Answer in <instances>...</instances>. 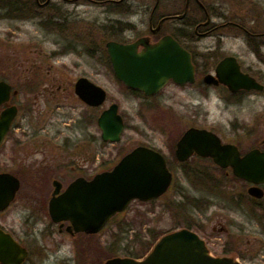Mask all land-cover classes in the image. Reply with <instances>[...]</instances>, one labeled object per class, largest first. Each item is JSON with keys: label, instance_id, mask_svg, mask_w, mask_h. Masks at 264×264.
<instances>
[{"label": "rangeland", "instance_id": "1", "mask_svg": "<svg viewBox=\"0 0 264 264\" xmlns=\"http://www.w3.org/2000/svg\"><path fill=\"white\" fill-rule=\"evenodd\" d=\"M159 1L164 10L174 12H182L185 4V0ZM201 1L210 9L217 26L231 20L248 29L255 27L249 21L252 0ZM155 2L124 0L112 5L98 0H51L52 4L44 9L35 7L40 12L37 18L0 16V81L14 85L18 91L14 102L21 106L15 129H46L63 136L65 148L49 154H59L62 165L66 163L58 170V179L67 185L83 173L93 175L113 168L122 156L144 145L162 152L174 173L172 187L165 196L152 202L134 201L100 233L91 237L80 234L75 239L58 234L44 238L41 231L46 217L39 202L32 198L36 193L45 194L46 205L54 189L52 184L41 185L43 179H37L51 159H46L44 153H33L34 149L28 147L32 145L12 152L9 143L0 151V171L21 174L24 169L32 175L24 180L27 189L23 195L31 194L30 201L20 197L7 220L13 222L29 213H37V219L43 220L32 225L30 264H105L114 257L146 256L160 235L188 224L214 256L230 257L242 264H264V199H250L249 185L234 179L231 170L221 169L212 160L194 157L180 164L175 157L177 142L191 127L215 132L222 142L235 144L242 153L254 148L264 150V91L232 95L224 87L203 82L205 73H213L219 59L234 54L244 69L264 84V58L252 52L249 37L241 30L222 26L192 47L204 54L198 59L203 65L201 78L194 84H171L152 99L132 93L115 77L108 63L106 43L111 38L138 37L142 27L124 33L119 29L124 25L118 21L143 26L146 20L142 21L136 9L152 7ZM192 7L191 17L198 18L194 1ZM218 13L222 18L215 16ZM43 17L47 20L43 21ZM261 24L264 30V20ZM109 26L112 31L111 27L107 29ZM83 76L106 90L107 100L102 107L87 110L76 96L74 83ZM114 103L119 105L126 128L120 142L104 145L97 120L92 122L88 117L94 113L98 118ZM74 146L77 148L72 149ZM83 156H94L95 164L88 168ZM24 157L26 164L20 165ZM13 158H18L17 162ZM155 237L159 239L147 251Z\"/></svg>", "mask_w": 264, "mask_h": 264}, {"label": "water", "instance_id": "2", "mask_svg": "<svg viewBox=\"0 0 264 264\" xmlns=\"http://www.w3.org/2000/svg\"><path fill=\"white\" fill-rule=\"evenodd\" d=\"M143 44L144 50L139 52ZM108 54L118 80L126 86L152 96L161 91L169 81L177 84L194 83L195 66L191 54L175 39L166 37L156 44L139 40L133 44L115 41L107 43ZM208 84H223L231 92L239 90H264V85L241 71L235 57L222 60L216 75L205 77ZM76 93L89 106L99 107L107 98L106 90L81 78ZM12 86L0 82V106L11 99ZM17 115V108L10 107L0 114V145ZM105 141L121 140L125 123L119 105L112 104L98 119ZM177 159L185 162L193 155L211 158L221 168H231L233 174L252 183L249 194L264 196V151L253 149L241 155L234 144H223L214 132L192 127L177 143ZM173 173L166 158L158 151L138 146L126 154L112 170L97 174L88 181L79 178L60 195L57 186L50 202V214L55 221H69L76 232L99 233L117 214L125 211L134 200L149 202L160 198L170 188ZM19 189V181L9 173L0 174V211L9 206ZM27 251L10 235L0 229V262L22 264ZM105 264H241L230 257H212L205 241L192 230L181 229L163 236L152 251L141 260L115 257Z\"/></svg>", "mask_w": 264, "mask_h": 264}, {"label": "flooded vegetation", "instance_id": "3", "mask_svg": "<svg viewBox=\"0 0 264 264\" xmlns=\"http://www.w3.org/2000/svg\"><path fill=\"white\" fill-rule=\"evenodd\" d=\"M0 1H1L0 2V11H2L1 8H9L10 15H11L10 17H2V18L17 19V20H29L31 18H37L36 15H40L38 8L44 9V8H46L52 4L51 0H18V1L17 0H11L10 1L11 5L6 6L4 0H0ZM71 1L75 2L74 0H71ZM123 1L124 0H98V2H102L105 4H112V5L122 4ZM193 1H194V3H196V9H198L197 11H199L198 12L199 13L198 18H196V17L192 18L191 17V14L194 11V9L192 7ZM250 2L252 3V7L250 8L249 21L252 22L253 27L255 26L252 29H248L246 26H244L240 23H236V22L231 21V20L225 24L217 26L213 22V17H212L213 14L211 15L210 9L201 0H185V4H184V8H183L182 12L166 11V10H164L163 7H161L160 1L156 0L155 4L152 7L145 5L144 7L140 6V9H138V10L136 9V13L140 16H143L142 21L146 20V23H143V26H141V23L139 25V23H133V22L131 23L130 21L124 23L122 21V19H121V21H118L120 24L124 25V26H119L120 31L124 30V33H127L129 30L132 31L134 28L136 29V28L142 27L143 30L138 37L134 38L133 40H131V39H129V40H127V39H112L111 38V40H108V42L114 40L115 42H118L121 44H133L139 40H145V42L148 44H156V43L160 42L161 40L165 39L166 37H172L187 52H189L191 54L192 61H193V64L195 66V72H196L195 82H196L197 80H199L201 78L200 71H201V68L203 66L202 64H200V61H198V59L204 58V54L201 51L192 49V47L198 46V42H200L204 37L208 36V34L212 33L215 29L220 28L222 26L228 25V26L233 27L234 29L241 30L244 34L247 35V37H249L248 41L252 45V49H253L252 52L255 53L258 57L264 58V30H262V28H261L262 24L260 25V23H262V21L264 20V0H257V1L252 0ZM35 7H38V8H35ZM31 14H32V16H30ZM215 16H219L220 18H222L223 15L218 13ZM42 20L46 21L47 17L46 18L43 17ZM48 20H52V19H48ZM57 22H59V24H60V21H57ZM110 27L111 26L107 27V29ZM258 28H260V29H258ZM110 29L112 31V27ZM219 41L221 42V40H219ZM107 43H106V52H107V57H108V63L110 64L111 69L113 71V66H112V63H111V60H110V57L108 54V50H107ZM213 47L215 48V46H213ZM144 48H145V46L143 44H141L138 48V51L141 52L144 50ZM216 48L219 49L220 45H217ZM208 50L213 51V49H208ZM227 57H235L237 59L239 65H240V67H241L242 72L249 74L251 77L256 79L259 83L263 84L252 73H250L249 71H246L244 69L243 64L239 60L238 56H236L234 54H228V55H225L224 57H222L221 59H219L217 61L213 73L209 72V71L205 73V75L203 76V82L206 85L214 86V87H224L228 90V87H226L223 84H208L205 82V77L207 75H209V74L216 75L217 66L219 65V63L222 60H224ZM204 69H205V67H204ZM113 73H114V71H113ZM81 78H87V77H85V76L79 77L74 83V92H75L76 96L78 97V99L82 103L85 104L87 110H94L95 108L102 107V106H99V107L89 106L88 104H86L85 102H83L79 98V96L76 93V85L78 84V81ZM194 83H192V84H194ZM121 84L126 89L131 91L132 93H134L136 95H142V96L147 97L149 99H152V98H155L156 96H158L166 87H168L171 84L179 85V84L175 83L173 80H171L167 83L165 88L162 89L157 94L152 95V96H146L145 93L142 91L129 88L123 82H121ZM187 84H190V83H187ZM10 85L12 86L11 99H10L9 103L4 104L0 107V114L4 110H6L10 107H16L17 108V115H16L15 119L13 120L9 131L5 135L3 141L0 145V151L5 149L6 147H8L9 143L11 144L10 150L12 152H14V151L17 152L19 150H22L24 147H27V145H32L33 147H31V146H28V147H30L31 150L34 149L33 153H38V154L44 153V154H46V159H51V161L46 163V165H48L47 167H45L46 170L44 172H46V173L43 172V174L40 177H38L37 179L39 180V182H41V180L43 179L41 185L44 183H45V185H46V183H48L50 185L52 184L54 189L49 194L46 205H45L44 200H43L45 198V194L36 193V196H33V198H32L33 200H37V202H39L40 211L42 212L44 217H46V220L44 221V226L42 229L43 231H41L42 236L44 238H46L47 235L53 236V235L58 234L60 237L66 235V236L72 237L74 239L77 238L80 234L85 235L86 237L93 236L92 234H87L85 232H83V233L76 232L75 229L73 228V226H71V223L69 221H60V222L55 221L50 214V202L54 197V193H55L57 186H61V190H60L59 194H56V196L63 193L65 191V189L71 183H73L75 180H77L79 178H84V179L90 181L97 174L110 171L112 168L111 167L105 168L100 172L94 173L93 175L83 173V174L79 175L78 177L74 178L73 180H71L67 185H65L60 179H58V170L61 169L62 166H64V164H66V163H64L62 165V158H58L59 154L57 156L55 155V156L49 157V154L52 153L53 151H55V150L58 151L60 149L63 150L65 148V146L63 145L64 144L63 136H61L60 133L53 132L51 130H46V129L34 130V131L16 130L15 127L19 125L18 120H19V116H20V112H21V106L19 104H17L16 102H14V99L18 95V91L14 87L13 84L10 83ZM180 86H182V85H180ZM46 89H48V88L46 87ZM59 90H60V88H59ZM62 90L64 92H66L67 88H64ZM134 91H137V92H134ZM252 91H256V90H252ZM252 91L239 90L237 92H233L232 95H238L241 93H250ZM104 110H106V109H104ZM101 114L97 118L95 116V114L92 113V117L89 116L88 118L92 119V122H95L97 120V124H98V119L101 116ZM87 132H90V130L88 129ZM89 137H90V135H89ZM94 141H95V139L93 140V142ZM90 142L88 145L90 146V148L93 149V146L91 145ZM100 142H102L104 145H106L107 143H111L110 141H105L103 139L102 131H101V141ZM75 148H77V147L76 146L72 147V149H75ZM151 148H153V147H151ZM153 149H155V148H153ZM155 150H157V149H155ZM27 153L30 154L32 152H27ZM175 157H176V150H175ZM194 157L200 158L198 156H193L192 158H194ZM83 159H84V161L85 160L87 161L88 165H85V166H87L88 168L90 167L89 166L90 164H92V165L95 164V157L94 156L92 158L91 157L86 158L83 156ZM8 160L11 161V157ZM13 160L17 162L18 158L17 159L13 158ZM176 160L178 161L177 157H176ZM20 161H21L20 165H25L27 158L26 157L20 158ZM167 161H168V159H167ZM179 163L184 164L181 162H179ZM168 164L171 166L169 161H168ZM84 168L85 167L83 166L82 169H84ZM71 169L74 170V167ZM23 170L24 169L21 170L22 171L21 174H20V172L17 173V172H9V171H0V174L9 173V174L13 175L15 178H17L19 181V189L17 190L14 199L11 201L9 206H7V208L0 211V229L3 230L6 234L10 235L11 238L21 248H23L27 251L26 258L22 264H30L31 256H32L31 246H32V243L34 242L32 239V236H33L32 225L37 223L35 221L43 222V220L37 219V217H36L38 215L37 213L35 215H32L30 213L25 214L18 219H14L13 222H8V220H7L8 213L11 211V208L16 204V202L19 200L20 197H22V199H24L25 202L30 201L29 198H31L30 197L31 194L30 195H27V194L23 195V193L27 189L25 186L26 183L24 180L27 179L32 174L28 175V174H26V173H28V171H25V170L23 171ZM50 181H51V183H49ZM33 182H36V181H33ZM245 183H247V182H245ZM247 184L249 185L248 196L250 199L255 200V201H257V200L260 201V200L264 199V196L262 198H259V199L251 196L249 194V189L253 185L251 183H247ZM260 187L264 190V185H261ZM208 250H209V248H208ZM209 253L213 257H218V256H214L210 252V250H209ZM0 264H2V263L0 262Z\"/></svg>", "mask_w": 264, "mask_h": 264}, {"label": "trees", "instance_id": "4", "mask_svg": "<svg viewBox=\"0 0 264 264\" xmlns=\"http://www.w3.org/2000/svg\"><path fill=\"white\" fill-rule=\"evenodd\" d=\"M10 1H11V0H4L5 5H6V6L11 5V2H10ZM1 10H2V12H3V14L0 15L1 17H10V16H11V15H10L9 8H1ZM134 92H137V91H134ZM233 178H234V179H237L235 176H234ZM190 225H191V224H188L186 228H188V229H192ZM162 236H163V235H160L159 238H161ZM159 238H156V237L154 238V240L149 244L147 251L150 250L151 246H153L154 243H155V241H156L157 239H159ZM128 255H133V253H128ZM144 256H145V255H144ZM144 256H143V255H137V256H132V257H133V258H137V259H139V258H143Z\"/></svg>", "mask_w": 264, "mask_h": 264}]
</instances>
